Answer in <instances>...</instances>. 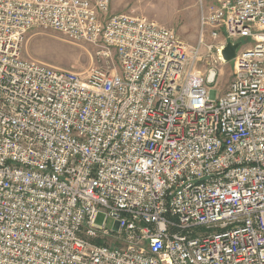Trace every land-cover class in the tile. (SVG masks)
<instances>
[{"label": "built area", "instance_id": "built-area-1", "mask_svg": "<svg viewBox=\"0 0 264 264\" xmlns=\"http://www.w3.org/2000/svg\"><path fill=\"white\" fill-rule=\"evenodd\" d=\"M112 1L0 0V264H264V0H201L195 46ZM36 28L97 63L26 58Z\"/></svg>", "mask_w": 264, "mask_h": 264}, {"label": "rangeland", "instance_id": "rangeland-1", "mask_svg": "<svg viewBox=\"0 0 264 264\" xmlns=\"http://www.w3.org/2000/svg\"><path fill=\"white\" fill-rule=\"evenodd\" d=\"M213 0H203L206 7ZM201 0H113L115 13L141 14L156 19L159 23L173 27L187 44L195 46L200 36ZM205 41L211 42L208 34ZM250 40L243 39L240 47L249 46ZM206 54V47L203 48ZM26 58L57 68L88 74L97 63L98 56L92 46L84 42L69 40L66 36L50 28H36L29 32L23 46ZM214 90L223 94L229 89L233 78V61L220 63ZM204 69L206 63L201 64ZM98 223H103L100 215ZM113 225L110 220L108 225Z\"/></svg>", "mask_w": 264, "mask_h": 264}, {"label": "water", "instance_id": "water-1", "mask_svg": "<svg viewBox=\"0 0 264 264\" xmlns=\"http://www.w3.org/2000/svg\"><path fill=\"white\" fill-rule=\"evenodd\" d=\"M239 46V43H232V42H229L225 48L223 49L222 51V56H223V59L226 61V62H230L236 55L237 53V48Z\"/></svg>", "mask_w": 264, "mask_h": 264}]
</instances>
